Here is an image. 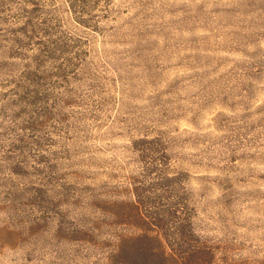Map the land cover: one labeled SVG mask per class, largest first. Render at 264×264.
<instances>
[{
	"label": "rangeland",
	"instance_id": "374dc122",
	"mask_svg": "<svg viewBox=\"0 0 264 264\" xmlns=\"http://www.w3.org/2000/svg\"><path fill=\"white\" fill-rule=\"evenodd\" d=\"M100 9L96 30L64 0H0V51L30 21L52 29L44 41L71 46L40 72L75 67L39 89L53 114L41 147L20 130L27 118L13 119L18 92L33 89L9 85L19 74L0 68V264H109L120 237L144 232L100 207L137 200L150 161L188 200L194 231L180 244L209 253L210 264H264V0ZM19 136L24 157L13 150ZM181 248L185 264L197 247Z\"/></svg>",
	"mask_w": 264,
	"mask_h": 264
},
{
	"label": "trees",
	"instance_id": "16d2710c",
	"mask_svg": "<svg viewBox=\"0 0 264 264\" xmlns=\"http://www.w3.org/2000/svg\"><path fill=\"white\" fill-rule=\"evenodd\" d=\"M112 2L113 0H64V8L79 25L97 30L100 27V21L95 13L102 10L100 8H109ZM13 34L16 35L15 38L0 51L1 62L2 58L12 59V61L6 63V67L1 64L0 68L3 70L12 67L19 74L18 77L11 76L8 79L9 85L20 84L21 89H33L18 92V109L13 114V119L19 121L27 118L22 122L20 130L23 133H30L27 135L29 138H36V141L32 143L41 147L40 141H37L39 138L37 134L40 128L52 119L53 114L47 107L41 106L48 97L41 95L39 89H43L46 79L53 76L66 77L69 73H74L75 67L70 69H65L63 66L54 67L56 72L51 73L52 76L44 75L40 70L47 61H55L59 55L67 57L71 46L56 40L44 41L43 34L44 37H52V29H38L30 21L14 30ZM37 38L38 41L34 42ZM32 46H39L35 50L37 57L28 56ZM17 139L19 146L14 145L13 150L24 157L27 154L25 151L27 141L23 136ZM155 148L154 145H148L142 151H147L152 156L157 153ZM15 151L8 152L12 154ZM5 154L7 155V152ZM42 162V159H39V163L42 164ZM143 179L147 184L145 187H135L133 193L138 199L133 203L120 205L113 203L111 206L108 204L100 207L110 217L116 219V224L130 225L144 232L143 235L138 236V240L132 237H120L116 247L111 251L109 264H180L181 255L179 254L187 253L181 248L183 246L188 247L185 250L189 251L190 248L197 247L193 249L195 251H192L194 254H191V257L184 259L185 264H210L212 259L209 253L199 252V247L192 245L191 242L185 245L179 242L185 239L190 241L194 231L192 219L188 215V200L181 192L183 189L181 181H175L151 161ZM153 234L155 237H150ZM167 250L171 251V254ZM138 255L140 262L137 261Z\"/></svg>",
	"mask_w": 264,
	"mask_h": 264
}]
</instances>
